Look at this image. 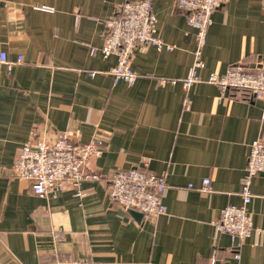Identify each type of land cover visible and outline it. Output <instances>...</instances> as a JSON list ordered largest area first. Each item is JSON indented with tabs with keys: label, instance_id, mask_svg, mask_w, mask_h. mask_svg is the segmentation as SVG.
Wrapping results in <instances>:
<instances>
[{
	"label": "crops",
	"instance_id": "obj_1",
	"mask_svg": "<svg viewBox=\"0 0 264 264\" xmlns=\"http://www.w3.org/2000/svg\"><path fill=\"white\" fill-rule=\"evenodd\" d=\"M126 1L134 0H0V50L12 62L0 65V264H207L213 252L232 258L230 236L213 222L225 206L242 203L250 144L264 135V100L230 96L207 79L238 62L264 67V0H228L215 9L201 81L190 86L184 79L195 30L174 0H153L171 48L138 45L131 58L137 81L115 80L117 56L101 47L107 21ZM64 132L83 143L109 138L87 164L101 178H85L81 195L68 187L40 196L16 175L15 159L25 143ZM133 167L166 177L165 213L146 218L111 199L115 172ZM251 189L254 228L236 264H264V173Z\"/></svg>",
	"mask_w": 264,
	"mask_h": 264
},
{
	"label": "built area",
	"instance_id": "obj_2",
	"mask_svg": "<svg viewBox=\"0 0 264 264\" xmlns=\"http://www.w3.org/2000/svg\"><path fill=\"white\" fill-rule=\"evenodd\" d=\"M228 0H174L183 11L188 23L195 30L196 47L193 50V62L185 86L201 81L200 71L205 66L203 48L207 42L208 29L213 22V12ZM152 45L159 50L171 48L159 34L157 16L153 0L126 1L120 13L107 21V34L101 50L104 55L115 54L117 62L112 68L116 81L124 80L133 85L138 78L137 71L131 65L133 51L138 45ZM95 52V50H94ZM22 60V56L18 61ZM11 67L7 52L0 50V65ZM208 82L216 84L222 93L238 96L246 100H264V67H247L242 63L231 64L223 73L212 72ZM190 108L191 102H186ZM264 123V109L261 116ZM105 135H96L90 142H80L72 138L71 133H58L51 141L27 142L21 146L14 163L17 176L29 179L33 191L44 196L56 193L68 187L75 188L81 195L80 185L85 178L100 179L98 172L88 171L89 159L100 155L108 144ZM264 173V135L250 144V154L246 173L242 180L240 205H228L222 208L219 217L213 222L216 230L227 233L232 241V258H222L213 252L207 264H236L241 259V247L252 235L253 222L248 205L252 201V179ZM211 180H203L202 189H210ZM167 188L166 177L149 174L139 167L117 170L109 188L114 202L126 209L139 210L146 218H153L166 211L163 193ZM235 261L234 263L232 261ZM52 264H94L88 259H74L69 262L55 261Z\"/></svg>",
	"mask_w": 264,
	"mask_h": 264
}]
</instances>
